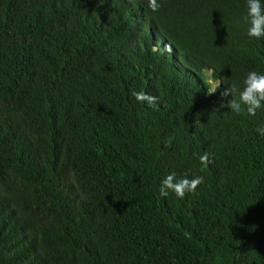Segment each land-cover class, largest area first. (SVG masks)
Segmentation results:
<instances>
[{
	"label": "trees",
	"instance_id": "1",
	"mask_svg": "<svg viewBox=\"0 0 264 264\" xmlns=\"http://www.w3.org/2000/svg\"><path fill=\"white\" fill-rule=\"evenodd\" d=\"M158 3L0 0V264H264V108L221 107L264 38L246 0Z\"/></svg>",
	"mask_w": 264,
	"mask_h": 264
},
{
	"label": "clouds",
	"instance_id": "2",
	"mask_svg": "<svg viewBox=\"0 0 264 264\" xmlns=\"http://www.w3.org/2000/svg\"><path fill=\"white\" fill-rule=\"evenodd\" d=\"M247 12L243 17L244 22L248 25L247 35L250 38H264V4L261 0H246ZM158 0H147L148 9L156 13L161 8ZM171 51V49H168ZM216 91H209L213 94ZM131 95L141 104H146L149 108L158 109V98L147 94L143 90L132 91ZM223 98L231 97L227 104H222L221 107H227L231 111L239 114L242 106L246 109L248 115L255 116L257 111L264 108V74H259L256 71L248 72L246 78L243 80V87L238 83H231L226 86L221 93ZM256 132L264 137V126L258 127ZM201 171L207 169L208 165L213 163L209 159L208 153L199 156ZM204 183L202 176H194L189 179L187 176L177 178L174 172L169 173L161 181L159 194L167 197L169 193H173L177 199H184L189 194H196L198 187Z\"/></svg>",
	"mask_w": 264,
	"mask_h": 264
}]
</instances>
